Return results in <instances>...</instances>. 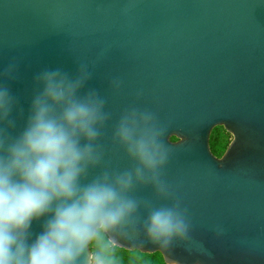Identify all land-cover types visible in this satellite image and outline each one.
Returning a JSON list of instances; mask_svg holds the SVG:
<instances>
[{"label":"water","instance_id":"1","mask_svg":"<svg viewBox=\"0 0 264 264\" xmlns=\"http://www.w3.org/2000/svg\"><path fill=\"white\" fill-rule=\"evenodd\" d=\"M10 63L8 136L24 126L38 72L89 70L81 94L95 89L108 119L95 145L103 159L84 183L133 166L113 140L125 109L155 113L170 198L144 202L134 186L140 207L110 244L160 254L144 217L178 201L189 223L186 242L170 249L179 264H264L253 247L264 236V0H0V71ZM216 127L232 136L221 158L209 146Z\"/></svg>","mask_w":264,"mask_h":264},{"label":"clouds","instance_id":"2","mask_svg":"<svg viewBox=\"0 0 264 264\" xmlns=\"http://www.w3.org/2000/svg\"><path fill=\"white\" fill-rule=\"evenodd\" d=\"M15 70L10 63L0 71V264H110L89 243L101 236L114 243L113 231L140 207L128 195L133 187L151 185L158 198H170L162 180L169 152L157 117L147 109H125L113 140L133 166L84 183L101 159L95 145L108 119L95 89L81 94L89 70L80 65L73 75L59 68L38 72L24 126L8 136L4 130L14 127L9 116L17 101L3 81ZM143 231L158 248L160 264H179L170 249L186 242L189 223L178 201L148 206Z\"/></svg>","mask_w":264,"mask_h":264},{"label":"trees","instance_id":"3","mask_svg":"<svg viewBox=\"0 0 264 264\" xmlns=\"http://www.w3.org/2000/svg\"><path fill=\"white\" fill-rule=\"evenodd\" d=\"M212 139L221 138L223 134L217 133ZM174 141L175 139L172 138ZM225 140V144H226ZM102 249L109 257L110 264H160L161 255L155 254H141L137 251L128 252L119 249L110 244L106 237L101 236L98 239H94L90 244V250L95 251Z\"/></svg>","mask_w":264,"mask_h":264},{"label":"flooded vegetation","instance_id":"4","mask_svg":"<svg viewBox=\"0 0 264 264\" xmlns=\"http://www.w3.org/2000/svg\"><path fill=\"white\" fill-rule=\"evenodd\" d=\"M220 132L223 134L221 138H217L216 140L212 139L213 136L217 137L216 134ZM225 140H227L226 144L224 143ZM231 141H232V136L228 134L222 127L214 128L210 135V139H209V146H210L211 153L216 158H221L224 155Z\"/></svg>","mask_w":264,"mask_h":264},{"label":"snow or ice","instance_id":"5","mask_svg":"<svg viewBox=\"0 0 264 264\" xmlns=\"http://www.w3.org/2000/svg\"><path fill=\"white\" fill-rule=\"evenodd\" d=\"M5 134H8V130H4ZM101 159L103 157L101 156ZM137 190L135 196L144 202H151L154 190L151 185H137ZM253 247L258 248L260 251L264 252V236H262L258 241L254 242Z\"/></svg>","mask_w":264,"mask_h":264}]
</instances>
